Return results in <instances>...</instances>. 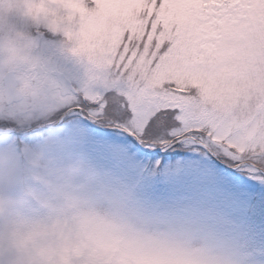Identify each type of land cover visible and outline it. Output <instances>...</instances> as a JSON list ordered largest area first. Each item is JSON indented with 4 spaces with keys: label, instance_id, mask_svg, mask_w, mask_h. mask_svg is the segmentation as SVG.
Instances as JSON below:
<instances>
[{
    "label": "snow or ice",
    "instance_id": "6c2138e0",
    "mask_svg": "<svg viewBox=\"0 0 264 264\" xmlns=\"http://www.w3.org/2000/svg\"><path fill=\"white\" fill-rule=\"evenodd\" d=\"M79 2L103 85L22 139L67 132L139 215L264 264V0Z\"/></svg>",
    "mask_w": 264,
    "mask_h": 264
},
{
    "label": "clouds",
    "instance_id": "9594fccd",
    "mask_svg": "<svg viewBox=\"0 0 264 264\" xmlns=\"http://www.w3.org/2000/svg\"><path fill=\"white\" fill-rule=\"evenodd\" d=\"M81 6L0 0V264H240L216 234L139 215L67 132L22 139L103 85L108 65Z\"/></svg>",
    "mask_w": 264,
    "mask_h": 264
},
{
    "label": "rangeland",
    "instance_id": "374dc122",
    "mask_svg": "<svg viewBox=\"0 0 264 264\" xmlns=\"http://www.w3.org/2000/svg\"><path fill=\"white\" fill-rule=\"evenodd\" d=\"M73 72H74V70H72V69L69 70V73H70V74H72Z\"/></svg>",
    "mask_w": 264,
    "mask_h": 264
}]
</instances>
